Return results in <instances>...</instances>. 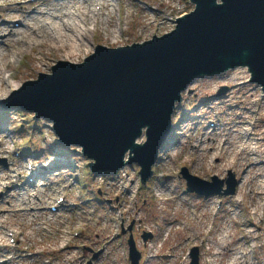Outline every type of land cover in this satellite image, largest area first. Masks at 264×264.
<instances>
[{
  "label": "rangeland",
  "instance_id": "obj_1",
  "mask_svg": "<svg viewBox=\"0 0 264 264\" xmlns=\"http://www.w3.org/2000/svg\"><path fill=\"white\" fill-rule=\"evenodd\" d=\"M97 1L102 4V10L98 18H92V6ZM77 2L79 11H85L88 18L95 22V26L84 23L83 28L77 31L83 33L86 26L87 29H91L83 46L86 51L71 59H65L52 46L44 44L52 54L40 68L37 64L38 69L36 66L30 69V66H27L30 57L38 54L26 49L24 44L13 43L18 41L19 36L12 37L9 42H5L6 56L11 47L23 48L24 55L21 57L15 55L10 69L0 73L1 80L6 77L7 72L13 73L16 81L10 83H16L19 88L24 82L36 80L39 73L50 74V68L59 61L79 64L93 52L95 45L114 48L140 43L154 35L160 36L173 29V21L177 16L191 9L187 0H121L122 6L117 15L112 10L110 0H89L82 4L81 0H45L34 4L36 8L31 11L29 9L33 5H26L24 0H0V20L8 19V26L12 27L14 19L21 17V22L27 25L26 19L29 20V16L38 17L35 15L38 11H46L52 14L59 12L61 14L59 21L62 22L67 20L65 13L71 11ZM145 3L157 9V12L145 9L143 7ZM55 5L59 8L54 7ZM118 28L125 30L122 38L118 36ZM0 29L2 46V37L5 38L8 31L1 27ZM14 31L24 33L22 26ZM69 38L72 40V34ZM246 77L245 69L236 68L218 76L195 78L188 84L182 93L181 105L172 114L175 143H170L160 155L154 178L149 180L145 187L139 184L135 165L121 169L120 177L116 179L114 175L113 181H89L87 175L86 178L82 177V171L79 172L77 168L83 166L85 159L76 147V149L70 147L67 154L76 159L74 167L77 172L71 173L79 175L78 177H72L70 174L67 177L47 176L33 186L30 184L19 187L25 189L18 191L19 193L16 192V186L8 187V192L0 197V238L5 237L2 227L14 228L19 234L21 246L33 254L31 259L19 261L18 264H38V258L42 255L49 257L51 264H66L65 260L75 253L72 246L77 245L97 254L93 264H127L120 252L123 246L119 244V239L111 237L115 225L112 223L113 218L119 219L117 225L125 231L120 239L125 243L126 249V241L130 234L139 243L143 228L155 232L158 244L162 242L156 257H150L144 264H188L185 252L193 244L191 238L196 234H199L196 243L200 248V264H204L202 263L204 258L207 260L206 264H264V209H260V202H264V166H253L255 161L249 154L248 146L255 142L244 141L240 137V130L246 126L245 122L257 116L254 132L261 139L257 144L261 154L256 161H264V99L260 108L250 105L247 91L250 86L248 84L240 88L235 86L236 81H243ZM223 86L228 87L227 91L221 96H216V92ZM8 94L11 93L8 91L0 98V159L5 160L6 164V167L0 165V190L2 182L9 177V167L13 166V163L15 167L19 166V161L17 163L12 158V152L19 146L21 150L27 146L28 149L34 147L40 154L41 149L46 148L54 139L48 128L50 125L48 119L42 117L31 121L32 114L27 112V116L22 117L25 119L19 121L21 118L19 111L16 110L18 106L14 104L6 106ZM191 105L197 106L194 113L190 111ZM213 110L220 113L216 131H211L206 126V120L212 117ZM250 111H255L256 114L252 115ZM11 122L17 124L13 138L6 136V127H9ZM38 158L44 159L41 156ZM212 159L217 160L215 164L212 163ZM48 160L44 159L43 164L46 165ZM41 164L42 162L37 160V167ZM182 167H186L191 175L207 181L212 176L224 180L228 173H231L235 179V192L224 197L213 192L206 199L192 193L179 196L185 186L182 174L177 175ZM62 177L68 179L69 187L66 192L70 199H75L74 192L79 188L91 198L98 194L95 202L85 208L82 218L61 214L60 216L64 217L59 219L43 213L28 212L27 205L37 208L38 205L50 203L48 197L50 190L56 189L57 183L62 184L64 181ZM121 180L128 188L126 192L118 183ZM222 189H226L225 184L222 185ZM217 198L223 201L222 210L211 226L212 203ZM236 200L239 202L236 203ZM188 204L194 205V208L190 210ZM193 210L199 216L197 220L190 217ZM236 211L238 216H235ZM156 221L160 225L157 230L151 227ZM43 225L52 231L50 235L43 233L41 229ZM72 231L79 233L77 240L70 239L66 234ZM202 240L203 245H199ZM62 241H70L71 246L60 253L58 248ZM239 252L245 253V257H241ZM163 254H168V257H162ZM88 255L90 256V252ZM74 264L77 262L74 261Z\"/></svg>",
  "mask_w": 264,
  "mask_h": 264
},
{
  "label": "water",
  "instance_id": "obj_2",
  "mask_svg": "<svg viewBox=\"0 0 264 264\" xmlns=\"http://www.w3.org/2000/svg\"><path fill=\"white\" fill-rule=\"evenodd\" d=\"M190 1L195 9L170 33L134 46L97 47L81 64L61 65L26 84L20 104L51 118L60 141L82 146L94 160L91 168L135 162L145 183L169 134L174 103L193 78L246 66L250 81L264 89V0ZM143 129L145 141L135 143ZM183 176L188 191L201 194L221 183L185 169ZM234 185L230 176L224 194ZM131 259L135 264L133 252Z\"/></svg>",
  "mask_w": 264,
  "mask_h": 264
},
{
  "label": "bare ground",
  "instance_id": "obj_3",
  "mask_svg": "<svg viewBox=\"0 0 264 264\" xmlns=\"http://www.w3.org/2000/svg\"><path fill=\"white\" fill-rule=\"evenodd\" d=\"M86 1L89 0H81V4ZM54 7L58 6L55 5ZM79 9L80 8L77 2L76 4H74V7L71 11L68 10L65 13V17L67 18V20L62 22L59 21L61 18V14L59 12L52 14L46 11H38V13L36 14L38 17L29 16V20L26 19L28 21V23H26L27 25H20L22 26L24 33L13 31L12 29L8 30L6 37H2L3 44L5 45V42H9L10 38L19 36V39H17L18 41H13V43L24 44V47L26 49L28 48L33 53L38 54V56L30 57V63L27 65L30 66V69L32 68V66H36L37 68V64L38 68H40V66L43 65L52 54V52L49 51L44 44L52 46V48L56 49L58 54L62 55V57H64L65 59H71L73 56L81 55L83 51H86L85 49H83V46L87 39V33L91 29H87L86 26V30L84 29L83 33H79L77 31L83 28L84 23H88L89 25L93 24L95 26V22L91 18H88L85 11L80 12ZM94 28L92 30H94ZM117 33H119V29H117ZM70 34H72L73 36L72 40L69 38ZM4 45L1 46L0 44V73H2L4 70L10 69V64L12 60L15 59V55L20 57L24 55L23 48L11 47L6 56ZM8 79L16 81L15 77L12 74H10L6 79L3 78V80H1L0 78V98L4 97L9 90H14L17 87L16 83L12 84ZM240 137L242 138V136ZM256 148L257 147H253V149L250 150L247 148L249 154H260V152L256 151Z\"/></svg>",
  "mask_w": 264,
  "mask_h": 264
}]
</instances>
